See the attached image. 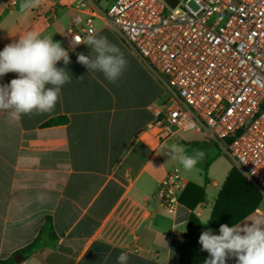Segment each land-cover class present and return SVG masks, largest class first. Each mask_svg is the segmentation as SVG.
Masks as SVG:
<instances>
[{
  "label": "crops",
  "instance_id": "obj_1",
  "mask_svg": "<svg viewBox=\"0 0 264 264\" xmlns=\"http://www.w3.org/2000/svg\"><path fill=\"white\" fill-rule=\"evenodd\" d=\"M9 1L0 0V51L28 31L51 36L69 52L71 63L60 61L57 67H65L72 80L51 113L15 119L0 111V259L20 255L15 264H116L127 252L128 264H176L184 242L176 236L184 238L190 210L178 203L168 214L155 190L177 165L184 187L203 189L193 210L199 222L215 216L219 226H232L254 212L264 214V195L214 143L185 133L151 151V106L164 96L165 86L105 20L94 18L95 33L116 44L128 61L115 84L77 63L78 53L90 54L87 45L69 47L66 29L73 16H84L73 8L77 0H41L26 16L19 12L21 0ZM84 1L100 12L110 4ZM14 78L16 73H7L0 84ZM48 120L55 122L46 125ZM172 144L204 156L187 171L169 154ZM220 155L229 162H219ZM233 166L239 172L230 177ZM46 217L54 239L45 237L17 253L32 242ZM208 229L219 234V228L200 223V234Z\"/></svg>",
  "mask_w": 264,
  "mask_h": 264
},
{
  "label": "built area",
  "instance_id": "obj_2",
  "mask_svg": "<svg viewBox=\"0 0 264 264\" xmlns=\"http://www.w3.org/2000/svg\"><path fill=\"white\" fill-rule=\"evenodd\" d=\"M73 8L84 16L66 29L70 48L72 38L95 33L94 18H101L164 84L167 98L151 106V151L196 134L264 195V0H178L173 7L114 0L104 12L77 0ZM183 188L177 167L158 182L155 196L168 214Z\"/></svg>",
  "mask_w": 264,
  "mask_h": 264
},
{
  "label": "clouds",
  "instance_id": "obj_3",
  "mask_svg": "<svg viewBox=\"0 0 264 264\" xmlns=\"http://www.w3.org/2000/svg\"><path fill=\"white\" fill-rule=\"evenodd\" d=\"M40 2L21 0L19 12L26 16ZM77 20L79 22V18ZM80 44L91 50L89 55L77 54V63L88 73L99 72L115 84L127 70L128 61L124 53L106 36L90 33L86 38L76 36L71 39L73 51ZM60 61L65 66L71 63L68 50L61 43L54 42L51 36H42L37 31H28L7 44L0 51V77L16 73L17 78L8 84H0V111L8 112L15 119L54 111L62 87L72 80L65 67H57ZM168 151L187 171L194 169L204 156L203 152L195 149L189 154L177 144L168 146ZM209 221L210 217L200 223ZM198 242L201 250L209 254L204 264H227L230 258L235 259L236 264H264V214L254 212L243 223L237 222L232 226L221 224L218 235L211 229L203 231ZM110 255L106 254L104 259ZM128 261L127 252H121L116 258V264H128Z\"/></svg>",
  "mask_w": 264,
  "mask_h": 264
},
{
  "label": "trees",
  "instance_id": "obj_4",
  "mask_svg": "<svg viewBox=\"0 0 264 264\" xmlns=\"http://www.w3.org/2000/svg\"><path fill=\"white\" fill-rule=\"evenodd\" d=\"M55 120H48L45 122L46 125L54 123ZM239 169L233 166L230 170V177L233 174H237ZM228 177V178H230ZM203 189L187 183L179 195V203L184 205L190 210V214L186 223V230L184 233V242H182L178 254V259L176 264H204V260L208 257L206 251L201 250V245L198 242L200 237V222L198 217L194 214L193 210L202 200H203ZM260 195L257 193L256 204H258ZM208 225L212 228H219L220 226L216 223L215 216L210 218ZM48 237L54 239V234L52 230V223L50 217H46L44 224L41 226L36 237L23 249L19 250L17 253H21L26 250H30L34 245L38 244L42 239ZM0 264H15L12 257L6 259H0ZM228 264V261H227Z\"/></svg>",
  "mask_w": 264,
  "mask_h": 264
},
{
  "label": "rangeland",
  "instance_id": "obj_5",
  "mask_svg": "<svg viewBox=\"0 0 264 264\" xmlns=\"http://www.w3.org/2000/svg\"><path fill=\"white\" fill-rule=\"evenodd\" d=\"M113 1H114V0H101L100 3H101L102 6H104V5H106L107 3H110V4H111ZM180 1H184V0H180ZM110 4H109V5H110ZM190 5L193 7V4H192V3H190ZM167 96H168V93L165 91L164 96L160 99L159 103H160L161 101L165 100V99L167 98ZM218 157H220L219 162H221L222 164H227V163L229 162V160H228L226 157H224L223 155H220V156H218ZM217 162H218V161H217ZM176 167L180 169L179 165H177Z\"/></svg>",
  "mask_w": 264,
  "mask_h": 264
},
{
  "label": "water",
  "instance_id": "obj_6",
  "mask_svg": "<svg viewBox=\"0 0 264 264\" xmlns=\"http://www.w3.org/2000/svg\"><path fill=\"white\" fill-rule=\"evenodd\" d=\"M168 5H170L171 7H173L178 0H164ZM22 259V257L20 255H16L13 257V260L16 262V263H19L20 260Z\"/></svg>",
  "mask_w": 264,
  "mask_h": 264
}]
</instances>
